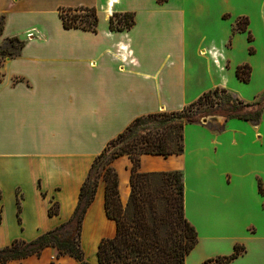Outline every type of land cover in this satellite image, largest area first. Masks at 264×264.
I'll use <instances>...</instances> for the list:
<instances>
[{
	"label": "crops",
	"instance_id": "1",
	"mask_svg": "<svg viewBox=\"0 0 264 264\" xmlns=\"http://www.w3.org/2000/svg\"><path fill=\"white\" fill-rule=\"evenodd\" d=\"M228 1L0 0V44L24 42L16 58L0 59V249L66 223L95 158L136 118L180 112L215 88L238 95L236 68L247 64L251 75L253 65L235 62L232 37L249 34L247 52L255 55L251 18L239 16L247 19L244 33L199 24L205 12L228 20ZM61 8L93 9L95 32L64 29ZM125 13L133 26L111 31V15ZM258 16L264 24V9ZM211 47L221 54L218 67L203 53ZM212 118L214 126L185 125L181 155H143L139 171L182 173L184 216L198 239L184 264L229 255L235 244L245 252L230 264H264V112L256 125ZM111 167L124 207L132 162L121 156ZM105 185L100 177L81 224L88 264H98L100 241L116 234ZM52 203L58 213L49 216ZM51 263L80 264L53 248L7 264Z\"/></svg>",
	"mask_w": 264,
	"mask_h": 264
},
{
	"label": "trees",
	"instance_id": "2",
	"mask_svg": "<svg viewBox=\"0 0 264 264\" xmlns=\"http://www.w3.org/2000/svg\"><path fill=\"white\" fill-rule=\"evenodd\" d=\"M166 0H157L163 3ZM66 30L81 29L95 32L97 16L93 9L61 8L58 12ZM134 24L132 13L113 14L108 25L111 31H124ZM247 19L237 21L236 30L246 32ZM3 19H0V37ZM247 41L251 42L248 34ZM24 42L9 38L0 44V59H14ZM251 52V51H249ZM236 78L243 83L250 80V67L238 66ZM264 112V92L259 99L244 102L223 88L203 93L196 101L180 112L154 113L138 117L116 138L107 143L88 172L79 192L77 206L71 218L61 226L26 242L14 240L0 249V264L39 256L46 248H53L57 257L68 256L80 264H88L80 248V230L84 214L93 201L100 177L105 182L106 216L116 225L112 239L100 241L97 250L98 264H184L186 256L197 245V233L184 216L182 173H142L139 171L143 155L167 158L184 151L183 129L188 124H199L206 117H222L225 121L238 119L258 124ZM127 156L132 162L130 194L124 207L119 202L118 177L111 163ZM259 192L263 193L261 184ZM19 204V203H18ZM20 207L18 205L17 216ZM58 213L52 203L49 216ZM245 252L242 245H234L228 256L205 260L202 264H230ZM54 264V263H51Z\"/></svg>",
	"mask_w": 264,
	"mask_h": 264
},
{
	"label": "rangeland",
	"instance_id": "3",
	"mask_svg": "<svg viewBox=\"0 0 264 264\" xmlns=\"http://www.w3.org/2000/svg\"><path fill=\"white\" fill-rule=\"evenodd\" d=\"M227 3L228 4H226L225 11L231 15V17L229 14L225 15V18L228 20H219L216 17L215 12H205V18L203 19V22L199 21V24L202 26L205 24L211 26L210 24L219 25L221 23H225L226 27H233L232 31L235 33L237 31V21L241 19L239 17L240 15H247L251 18L253 32L252 35L255 37L254 47L257 53L255 55H249L247 52V48L251 47L252 45V43L247 41V33H236L235 36L232 37V44L235 62L240 63L247 61L251 62L253 65V70L248 83L239 82L237 78L234 77L237 83V86L235 87V89L238 90L237 96L244 101L252 102L254 99H259V97L264 92V24L263 21L260 20L261 18L258 16L259 10L261 8L264 9V0H229ZM204 120L205 124L212 126L214 123H216L218 118L206 117L203 118L201 122Z\"/></svg>",
	"mask_w": 264,
	"mask_h": 264
},
{
	"label": "built area",
	"instance_id": "4",
	"mask_svg": "<svg viewBox=\"0 0 264 264\" xmlns=\"http://www.w3.org/2000/svg\"><path fill=\"white\" fill-rule=\"evenodd\" d=\"M205 55H207L213 64L218 67L219 66V59H221V54L219 51L213 47L208 48L206 51L203 52Z\"/></svg>",
	"mask_w": 264,
	"mask_h": 264
},
{
	"label": "water",
	"instance_id": "5",
	"mask_svg": "<svg viewBox=\"0 0 264 264\" xmlns=\"http://www.w3.org/2000/svg\"><path fill=\"white\" fill-rule=\"evenodd\" d=\"M203 123H205V120L203 121Z\"/></svg>",
	"mask_w": 264,
	"mask_h": 264
}]
</instances>
